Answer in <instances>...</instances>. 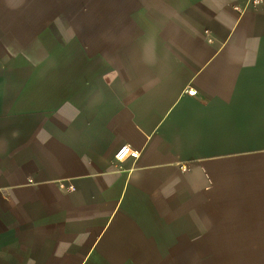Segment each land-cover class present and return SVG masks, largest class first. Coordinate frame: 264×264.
I'll return each mask as SVG.
<instances>
[{"label":"crops","instance_id":"crops-1","mask_svg":"<svg viewBox=\"0 0 264 264\" xmlns=\"http://www.w3.org/2000/svg\"><path fill=\"white\" fill-rule=\"evenodd\" d=\"M100 1L85 20L110 44L82 32L83 61L14 76L23 0H0V264H168L190 245L264 264V0H160L128 44ZM51 4L26 11L44 26Z\"/></svg>","mask_w":264,"mask_h":264},{"label":"rangeland","instance_id":"rangeland-1","mask_svg":"<svg viewBox=\"0 0 264 264\" xmlns=\"http://www.w3.org/2000/svg\"><path fill=\"white\" fill-rule=\"evenodd\" d=\"M36 1L23 0L22 4L19 2V8H23L24 11L23 30L26 35L21 38L17 37V41L12 42L10 49L4 53L8 58L9 75L47 76L52 69L60 66L61 62L83 61L86 58L81 53L77 55V51L91 52L92 44L88 39H80L82 32L100 36V50L104 45L111 43V37L97 32L94 30L95 27L91 29L96 20H85L86 17L91 18L92 13L98 12L101 14L99 17L101 21L99 20L98 25L102 23L104 8L102 9L100 0H50L53 2L50 7L54 10L50 12L44 26H40L37 11L33 7L32 14L26 11L33 2L36 7ZM105 1L104 5L108 7L107 10L105 9L106 12L111 8L117 11L116 24L120 33L124 29L131 28V33L128 34L125 43L150 42V31L146 29L151 27L152 17L159 18L155 7H159L160 0H114V6L109 5L110 1ZM124 26L126 28H122ZM43 39H48L44 43L50 41L52 45H50V51L48 50L50 46L44 51L38 48ZM70 46L71 49L76 50L73 56H69ZM229 249L230 247L224 245L185 246L184 253L178 255L180 260L168 264H241L238 256L235 258L226 253Z\"/></svg>","mask_w":264,"mask_h":264},{"label":"built area","instance_id":"built-area-1","mask_svg":"<svg viewBox=\"0 0 264 264\" xmlns=\"http://www.w3.org/2000/svg\"><path fill=\"white\" fill-rule=\"evenodd\" d=\"M252 3L254 5H257L259 4V1L253 0ZM193 93L195 94V91H193L192 89H189L187 91V94L190 96H193L194 95ZM127 158H132V159L138 158V152L133 150L129 145H123L116 150L114 154V159L118 162H121Z\"/></svg>","mask_w":264,"mask_h":264},{"label":"snow or ice","instance_id":"snow-or-ice-1","mask_svg":"<svg viewBox=\"0 0 264 264\" xmlns=\"http://www.w3.org/2000/svg\"><path fill=\"white\" fill-rule=\"evenodd\" d=\"M194 94V93H193ZM127 151V150H126Z\"/></svg>","mask_w":264,"mask_h":264}]
</instances>
